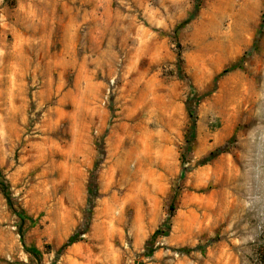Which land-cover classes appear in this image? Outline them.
Here are the masks:
<instances>
[{
	"label": "rangeland",
	"instance_id": "1",
	"mask_svg": "<svg viewBox=\"0 0 264 264\" xmlns=\"http://www.w3.org/2000/svg\"><path fill=\"white\" fill-rule=\"evenodd\" d=\"M85 1L0 0V264H264V0Z\"/></svg>",
	"mask_w": 264,
	"mask_h": 264
},
{
	"label": "trees",
	"instance_id": "2",
	"mask_svg": "<svg viewBox=\"0 0 264 264\" xmlns=\"http://www.w3.org/2000/svg\"><path fill=\"white\" fill-rule=\"evenodd\" d=\"M227 72H228V70L224 71V73H227ZM2 178H3V173H2V171H1V169H0V186H4L3 183H1V179H2ZM4 194H5L6 198L10 200L9 195L7 194V191H6V190H4ZM12 208H13L15 214L20 218V220L22 221V223H24V217L21 216V215L18 213V211H16V209H14V207H12ZM171 209H172V208H171ZM172 210H173V209H172ZM19 235H20V237H21V241H22V244H23L24 248H27L26 245H25V241H24V230H23V226L20 227ZM156 235H157V234H156ZM156 235H155V236H156ZM77 241H78V239H77L76 237H72V238L69 240L68 244H66V245H64V246L62 247V250H61V251H64L67 247H69V246L75 244ZM27 252H28L29 254H31L32 256H34V257H38V256H39V253H37V252H36V253H32V252L29 251L28 249H27Z\"/></svg>",
	"mask_w": 264,
	"mask_h": 264
},
{
	"label": "crops",
	"instance_id": "3",
	"mask_svg": "<svg viewBox=\"0 0 264 264\" xmlns=\"http://www.w3.org/2000/svg\"><path fill=\"white\" fill-rule=\"evenodd\" d=\"M64 1H68V0H64ZM71 1H76V2H81V3H86L87 1H85V0H71ZM97 2L99 1V0H96ZM69 5V4H68Z\"/></svg>",
	"mask_w": 264,
	"mask_h": 264
}]
</instances>
